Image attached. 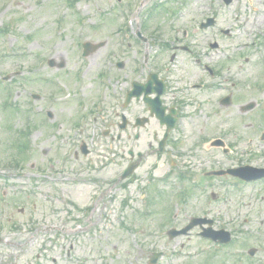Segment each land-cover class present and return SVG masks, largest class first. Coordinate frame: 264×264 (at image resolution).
Listing matches in <instances>:
<instances>
[{
  "label": "rangeland",
  "instance_id": "rangeland-1",
  "mask_svg": "<svg viewBox=\"0 0 264 264\" xmlns=\"http://www.w3.org/2000/svg\"><path fill=\"white\" fill-rule=\"evenodd\" d=\"M210 17L216 26L202 31ZM85 43L99 48L83 57ZM185 44L202 49L195 54L219 77L208 81L213 90L188 133H175L160 154L157 121L136 129L134 116L149 115L123 107L125 67L148 58L149 70L171 64L178 78L191 72V80L203 81L176 49ZM225 94H233L232 106L218 104ZM252 103L254 110L241 113ZM123 114L131 122L125 131ZM263 134L264 0H0V264H149L159 252L158 264H246L243 252L264 244L246 224L253 235L233 233L237 252L198 238L170 241L167 231L194 217L218 219L216 227L229 231L253 218L250 227L262 235L264 184L242 195L216 180V189L186 203L168 191L190 188L178 180L185 173L201 182L208 156L216 159L208 170L264 167ZM220 136L237 153L211 147ZM199 139L207 143L195 146ZM176 149L183 159L174 157ZM131 162H139L132 182L121 178ZM211 192L227 195L228 205L206 199Z\"/></svg>",
  "mask_w": 264,
  "mask_h": 264
},
{
  "label": "flooded vegetation",
  "instance_id": "flooded-vegetation-1",
  "mask_svg": "<svg viewBox=\"0 0 264 264\" xmlns=\"http://www.w3.org/2000/svg\"><path fill=\"white\" fill-rule=\"evenodd\" d=\"M229 35V32L226 33ZM210 45V44H209ZM167 47V46H166ZM175 47V46H174ZM211 48V46H210ZM176 49H180L183 51V53L188 54L190 56V59L193 60V64L195 67L196 64L198 65V68H200V71H202L203 76L205 77L203 81H195L194 79L191 80V72L190 73H182L181 77L178 78L177 76V71L173 69L171 64H164L160 65L157 67V70L154 69V71L149 70L150 68H146L148 60H146L143 64H136L134 65V68L127 69L125 67V74L128 79V83L126 86V94H125V99L129 100V106L127 109L132 108L133 106H138L141 108L142 114L147 113L149 117L152 115L151 113L153 112V107L151 108L149 105H147L144 102V93L143 96H139L140 93H142V85H146L144 88V92H152L154 94L151 98H159V103L156 104L155 107V112L156 117L158 118H148L147 116H137L135 115L133 119V125L135 127V123H137V120L139 119H147V125H149L151 119H155L157 121V124L160 125L161 129L163 130V135L167 132V125L173 124L174 123V128L173 131H171L169 137H168V142L171 143L175 138L173 135L175 133H179L178 135H184L185 132L188 133V130H185L187 127H189L190 123L193 122V120H196L198 117L196 116V109L197 108H202L205 105V101L208 100V95L211 94V90H213V86L211 84H208V81L213 80L212 76L219 77L218 71H212V69L204 64L200 58L197 57L195 54L197 50H202L199 49L198 47L191 46L189 44L182 45L181 47H178ZM175 57H172V61L170 60L171 63H174L176 61L177 55L174 54ZM173 66V65H172ZM156 67V66H155ZM146 69V70H144ZM151 74H156L158 78L155 80L151 79ZM135 83V84H134ZM137 83V84H136ZM216 90H221L222 88L215 87ZM224 90V89H223ZM200 94L199 97L196 95ZM206 95V97H205ZM231 97H233V94H230ZM133 96V97H131ZM229 95L225 94L220 100L218 101V104L221 106L226 107L228 103H226V98H228ZM142 105V107L140 106ZM242 106L240 107V109ZM199 109V110H200ZM133 109H131L132 111ZM190 111H193L192 116L190 115ZM190 116H187V115ZM218 116L217 113L214 114V117ZM195 118V119H194ZM219 118V116H218ZM188 120V121H187ZM187 122L186 125L183 129V124ZM164 123V125L162 124ZM131 122H129L130 126ZM128 126V127H129ZM212 132V131H210ZM209 132V133H210ZM219 133H222L221 131ZM158 135L154 136V139H157ZM217 139L223 140L222 137H217ZM202 142V145L207 142H205L203 139H199L197 144H200ZM176 152L175 157L178 159H183L184 156L182 155V152L179 149L174 150ZM204 163L203 165H207V163ZM216 163V162H215ZM213 163L212 165H214ZM221 171V170H226V168H221V167H214L210 168L208 171H205L202 174V177H205L208 172L211 171ZM202 171V167H201ZM222 178H216L213 180H221ZM207 182V186L204 187L205 190L208 189V187H211V180L207 179L205 180ZM221 182V181H220ZM202 188V187H201ZM215 247H222L226 248L225 246H219V245H213ZM226 257L223 255L222 258ZM219 259V257H218ZM246 264H258V261L255 260H246ZM211 264V262L209 263ZM222 264V263H221Z\"/></svg>",
  "mask_w": 264,
  "mask_h": 264
},
{
  "label": "water",
  "instance_id": "water-1",
  "mask_svg": "<svg viewBox=\"0 0 264 264\" xmlns=\"http://www.w3.org/2000/svg\"><path fill=\"white\" fill-rule=\"evenodd\" d=\"M187 230H188V229L183 230L182 232H179V233H177V232L175 233L174 231H172V232H170L169 235H170L171 238H173L175 235L185 234V233L187 232ZM211 237H212V236H211ZM154 263H156V262H154Z\"/></svg>",
  "mask_w": 264,
  "mask_h": 264
}]
</instances>
